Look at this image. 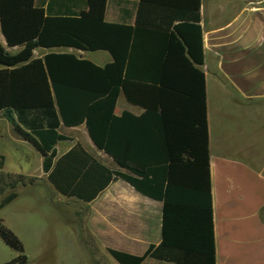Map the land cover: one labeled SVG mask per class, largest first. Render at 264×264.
<instances>
[{
	"label": "trees",
	"instance_id": "1",
	"mask_svg": "<svg viewBox=\"0 0 264 264\" xmlns=\"http://www.w3.org/2000/svg\"><path fill=\"white\" fill-rule=\"evenodd\" d=\"M105 1L85 0L86 9L71 15L60 1L43 9L33 0H0V113L39 155L60 196L90 203L118 179L161 204L159 241L140 256L106 249L117 264H215L199 0H139L133 29L105 23ZM130 33L134 42L144 33L154 37L145 51L152 62L146 80H134L131 68L121 75ZM36 49L47 52L34 57ZM64 49L103 51L112 62L98 67ZM120 92L143 108L141 116L113 115ZM80 125L117 170L79 144L56 157L55 145L67 140L58 128ZM2 167L0 157V195L35 181ZM15 197L8 194L0 208ZM0 240L21 253L1 225ZM24 262L19 254L5 264Z\"/></svg>",
	"mask_w": 264,
	"mask_h": 264
},
{
	"label": "crops",
	"instance_id": "2",
	"mask_svg": "<svg viewBox=\"0 0 264 264\" xmlns=\"http://www.w3.org/2000/svg\"><path fill=\"white\" fill-rule=\"evenodd\" d=\"M50 1H60L62 11L66 9L71 15L86 9L85 0H33V3L34 7L44 9ZM138 2L106 0L104 22L135 28ZM199 3L202 47L199 70L204 76L215 264H264V155H261L264 150V0H199ZM153 38L144 33L134 42L130 33L122 76L131 68L130 73L137 76L134 80H146L152 62L145 57V51L153 47ZM0 45L4 47L1 35ZM6 50L15 54L19 48ZM64 51L84 58V52ZM46 52L36 49L33 56L40 57ZM87 53L97 54L89 61L98 67L112 62L106 52ZM143 112L122 92L118 94L114 116L126 113L139 117ZM57 131L67 140L55 145L56 157L79 144L108 169H118L92 145L83 125L59 127ZM247 138L250 145L256 146L253 154L246 153L244 148ZM33 178L36 181L32 185L42 182L50 192H55L41 169ZM62 198L73 202L76 211L68 213L71 217L67 221L75 223L74 232L80 240L82 237L83 242L97 243L103 251L112 249L140 256L150 244V235L154 245L159 241L161 204L141 196L121 180H113L90 203ZM152 220L154 226L150 230ZM129 243H140L142 248L136 250Z\"/></svg>",
	"mask_w": 264,
	"mask_h": 264
},
{
	"label": "rangeland",
	"instance_id": "3",
	"mask_svg": "<svg viewBox=\"0 0 264 264\" xmlns=\"http://www.w3.org/2000/svg\"><path fill=\"white\" fill-rule=\"evenodd\" d=\"M82 55L86 60H94L97 54L84 52ZM61 132L69 135L67 131ZM255 147L249 144L248 138L245 139L246 153L253 154ZM261 155H264V150ZM0 157L3 158V173L31 178L37 177L38 171L40 173L39 155L19 140L1 113ZM46 185L38 182L35 185L17 186L0 195V202L10 193L16 195L12 201L0 208V225L21 247V253H18L0 240V264L16 259L19 254L24 257V264H117L107 254L106 249L103 251L97 243L83 242L82 237L80 240L74 232L75 223L67 221L71 217L69 214L76 211L73 202L50 192ZM153 223V220L150 221V230ZM153 240L150 235V244H154ZM129 244L134 245L136 250L142 248L140 243ZM141 264L163 263L146 259Z\"/></svg>",
	"mask_w": 264,
	"mask_h": 264
}]
</instances>
